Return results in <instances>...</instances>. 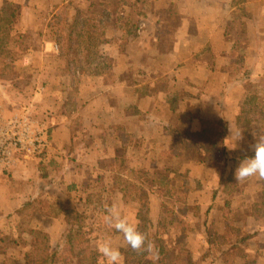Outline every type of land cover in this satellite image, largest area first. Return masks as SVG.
I'll list each match as a JSON object with an SVG mask.
<instances>
[{"label":"crops","instance_id":"0c3cea01","mask_svg":"<svg viewBox=\"0 0 264 264\" xmlns=\"http://www.w3.org/2000/svg\"><path fill=\"white\" fill-rule=\"evenodd\" d=\"M8 1L42 11L50 28H56L51 18L63 6L70 22L76 17L69 0ZM100 1L113 19L112 39L101 48L108 68L78 73L73 109L66 107L71 98L66 84L63 93L42 108L51 134L44 154L15 149L8 161L0 163V237L30 243L21 216L31 208L35 239L36 235L49 237L50 249L59 255L66 247V242L60 247L59 241L69 225L58 209L76 208L98 239V227L105 223L104 204L115 205L130 221L123 190L136 184L147 193L149 216L155 224L161 214H173L183 228L194 225L206 241L204 220L199 221L203 214L199 210L205 208L204 218L207 211L217 220L224 216L241 234H251L249 248L262 252L256 264H264V214L253 215V205L264 198V181L251 177L227 190L225 179L233 161L225 162L219 149L222 142L229 157H251L253 133H264V116L254 110H263L264 104V0ZM132 14L134 30H129L119 18L132 19ZM44 37L39 49L45 52L35 55V63L43 55L45 61L65 64L58 53L52 57L47 51L55 42ZM27 58L34 62L33 56ZM47 78L41 82L48 81L57 91L61 86L57 77ZM3 98L0 94V113L16 109L12 101L11 109H6ZM243 111L251 114L245 131L236 125ZM218 120L227 123V131L215 141ZM1 123L0 132L6 130L8 119ZM75 123L89 135L74 136L70 129ZM204 132L203 140L196 139ZM237 132L242 139L236 141ZM235 141L236 148L229 150ZM84 155L100 159L103 167L85 162ZM109 174L126 182L108 183ZM93 189L99 202L88 197ZM169 189L177 193L168 195ZM153 193L158 194V203ZM223 229L218 227L220 232ZM105 234L100 233L99 239H111L121 254L118 264L123 263V234L113 228ZM11 255L8 247L1 249L0 264Z\"/></svg>","mask_w":264,"mask_h":264},{"label":"rangeland","instance_id":"374dc122","mask_svg":"<svg viewBox=\"0 0 264 264\" xmlns=\"http://www.w3.org/2000/svg\"><path fill=\"white\" fill-rule=\"evenodd\" d=\"M8 0L3 1V5L1 9L3 8L5 2ZM78 4L79 8L82 9H87L85 6V2L81 0H77L76 2ZM30 9L25 15V19L27 21H24V27L25 29H29L27 32V39L26 43L29 45L28 50L24 52L21 58H7L3 63H0V94L4 97L2 99L3 103H7L6 109H11L12 104L11 101L14 102L15 110H12L8 112L0 113V123L4 119H8V122H11L13 120L14 122H18L19 130L20 132V138H21V143H18L20 146L16 147L17 150H20L21 147H23L25 141L29 140H38L39 142L43 143V141L50 143V138L51 134L49 132V127L46 125V120L43 118L44 114L42 112V108H45L49 106L48 101L53 99V97H59L64 89V85L68 86L70 88V94L71 98L69 102H67L66 107L68 109H73L75 106V97L77 94V88L78 85L76 81H74L73 77L76 76L78 79V70L74 67L73 65H78L76 62L71 63L67 57H63L66 62L65 64H60L55 60H50V61H45V56H41L38 58V60H42L39 62L35 63V55L41 54L45 51H42V49H39L41 47V44H43V40H41L42 37H44V31H46V38L48 40L53 41L54 36H55V30L43 26L41 28L40 22L38 21L40 15L38 13L39 10L32 8L28 6ZM125 8V6H124ZM0 9V11H1ZM35 9V10H34ZM107 10V9H106ZM108 11V10H107ZM62 10L60 9L59 13L61 14ZM132 13V11L130 10ZM47 17L45 13L42 14L41 18V23L46 24L47 22ZM134 15L132 14L131 18L133 19ZM52 19V18H51ZM130 17L125 18H119L120 24L129 30H134V26H131L130 22L134 21ZM137 20V19H136ZM112 15L110 18V27H108L104 37L101 39V41L98 44V49L100 51V54L102 57H104L103 51H102V46L104 43L108 41V39H112V34L110 33V29L112 26ZM138 24V21L135 22ZM39 24V28L38 27ZM57 28V24H54ZM60 28V27H59ZM37 30V31H36ZM62 30V29H61ZM42 32V35H38L37 33ZM45 38V37H44ZM45 38V39H46ZM54 50V51H53ZM39 51V52H38ZM41 51V52H40ZM47 51L52 53V57L57 56L56 53L59 55V48L58 45L55 44L53 46V49L50 47ZM56 52V53H55ZM30 56V58L33 56L34 62L29 63L31 60H29L27 57ZM61 57V56H60ZM11 60V61H9ZM9 61V62H7ZM14 61V62H12ZM22 61L23 63H21ZM69 66V68H67ZM47 69V72H46ZM68 70V72L66 71ZM97 72V71H95ZM54 75L57 77L56 83L60 84V88L55 91L53 90L52 84H49V82H41L44 78H47L49 76L50 78H53ZM32 77L35 78V83L32 79ZM48 79V78H47ZM20 80V81H19ZM46 80V79H45ZM79 81V80H78ZM35 85L34 90H31V87ZM57 86V85H56ZM22 87V89H20ZM34 87V86H33ZM19 90L15 92L16 89ZM55 92V93H54ZM52 93L55 94L56 96H52ZM1 102V101H0ZM16 102V104H15ZM66 103V102H65ZM83 114L81 115V117ZM79 118V117H78ZM1 123L0 125H2ZM81 129H85V127H80L77 125V123L72 125V128L70 129V132L74 136L78 137H83L89 135L87 132L82 131ZM59 131V130H57ZM59 132L63 133L64 129H61ZM84 132V133H83ZM33 134L34 136H31L28 134ZM208 134H214L213 131L208 132ZM36 136H41V137H36ZM204 136L201 138H198V140H203ZM38 147L41 149V151H36L35 155L40 156L44 154V152L48 149V146L43 147L41 145H38ZM28 149V148H27ZM26 153H33V152H26ZM35 157V156H33ZM84 158L86 155L83 156ZM85 162L87 163H92L93 161L96 163L97 166L100 168L103 167L102 161L100 159H96L95 157H87L84 159ZM84 163V162H83ZM107 168L110 166L109 164L105 163L104 164ZM88 167V166H87ZM110 168V167H109ZM117 169V166H116ZM84 170V169H83ZM84 172L88 175L90 171H85ZM92 178H95V176H92ZM95 180V179H93ZM142 182V181H141ZM91 184H95L91 182ZM140 187V186H139ZM94 190V189H93ZM153 196L156 198V202H159L158 199V194L153 193ZM96 202H99V197L98 195L92 196L90 198ZM93 201V202H94ZM143 204V198L142 202ZM106 208V204H104ZM163 207L164 204H163ZM51 210V209H49ZM106 210V209H105ZM130 210V209H129ZM150 210V208H149ZM149 210H147L149 212ZM156 208L153 209L155 212ZM145 211V210H144ZM205 208H202L199 210V213H203L202 216L199 217V221L201 223L204 220V212ZM25 212V213H24ZM25 214V216H21V219L23 221V227L26 231V234L30 240V243L28 241H21V240H8L4 239L3 237H0V250L4 249V247H8L9 251L12 253L10 258L14 259V262L12 264H24V254L26 252H31L35 251V246L44 248L45 251L47 252H52L50 249V240L48 239L49 237H46L45 235L42 236L40 239L38 238V235H36L35 239V215L33 214L34 211L31 208H26L22 212ZM131 216V214H130ZM104 218V216H102ZM222 217V216H221ZM217 220L218 224L223 221V218ZM217 218V217H216ZM105 220V219H104ZM133 226H135L138 230L141 228L140 222L137 221V218L134 217L133 215L130 217L129 221ZM162 224H160V221L156 224L154 227L155 230L153 229H148L146 228L143 230L142 233L146 234L148 241L151 242L153 246V251L152 253H142L138 254L134 252L130 246L127 244L126 248L124 245L121 247V253H129V257L124 256V262L121 264H153V260L150 258L152 255H158L157 251V245L155 244V237L157 236L158 238L161 239L162 245L167 249L172 251L176 255H183L186 259H193L194 261L198 260L206 251L207 249V243L204 240L205 237L202 235L199 230L195 232L194 225L187 223L189 225V229L187 226H184L183 224H180L179 222H176V218L173 216V214H169L166 216L164 219H162ZM81 225L78 228L77 231L78 236L75 237V239L71 238L66 242V247L61 250L60 254L58 255L56 252H52V255L54 257V261L51 262H46V260H43L42 264H107L105 258L98 253L97 251V244L99 242L103 241H108L110 242L111 246L113 248L114 245L112 243V240L107 237V239H99L100 233L103 235L105 234L106 231H111V228L107 225V223H104L103 228L98 227V239L94 236V234H91L88 230V223L86 221H80ZM172 224V225H170ZM176 224H179L180 226H175ZM164 225L172 226L173 228H169V231L164 229ZM181 227V228H180ZM179 228V229H175ZM111 235V233L107 234ZM182 235V237H181ZM152 236V237H151ZM162 236H165L163 238ZM95 238V239H93ZM61 241L63 239H60ZM97 240V242L95 241ZM59 241V243L61 242ZM251 241V240H250ZM64 242V241H63ZM250 246V243H249ZM262 253L261 251H256L255 249H250L248 247L247 255L249 256L248 260L254 264H256V259L258 256V253ZM16 254L17 257H16ZM5 258V259H4ZM4 261L6 258L4 256ZM35 260V259H34ZM4 263V262H3ZM157 264V261L155 262Z\"/></svg>","mask_w":264,"mask_h":264},{"label":"trees","instance_id":"16d2710c","mask_svg":"<svg viewBox=\"0 0 264 264\" xmlns=\"http://www.w3.org/2000/svg\"><path fill=\"white\" fill-rule=\"evenodd\" d=\"M81 1L85 2L87 9L79 8L80 6L78 7V4L76 3L77 0H69L68 2V5H72L76 10V17L72 22L68 20L65 13L66 6L60 8L62 10L61 14L59 13L52 16L51 21L53 24L58 25L57 28H52L55 30V38L53 41L58 45L59 56H65L71 63L76 62L78 64L73 65L74 67H78L75 68L78 70L77 73L93 74L95 71H104L108 68L106 59L100 54L98 44L104 37L108 27L111 25V13L104 8V5L100 0ZM29 9L30 8L26 4L14 5L10 1H6L3 8L1 9L0 63H3L7 58L19 59L22 57L24 52L28 50L29 45L26 43V39L28 38L26 34L29 29H25L24 21H27L25 19V15ZM38 13L40 15L38 21L40 22L42 28L46 25L41 23L43 12L38 11ZM37 25L38 27L36 28H39V24ZM44 32V36H46L47 32ZM37 34L42 35V32ZM67 68H69V66ZM66 71L68 72V70ZM73 79L78 85L79 81L77 77L74 76ZM262 108L263 110H260L259 108L254 110L255 112L261 113L264 116V104ZM250 116L251 114L249 112L243 111L242 114L237 118V129L241 131L247 130L250 124ZM215 123L220 125V129L217 130L216 137L214 138V140L217 141L222 138L223 135H225L227 131V123L222 122V120H218ZM205 133L206 132L199 135V137L195 136L196 139L201 138ZM219 149L225 162L228 159L233 161V167L230 170L228 177L225 179L227 183V190L233 191L236 187L234 173L239 162L243 160V158L234 159L229 157L225 148L222 147V142H220ZM117 163L120 165V161H117ZM227 167L228 166H226L225 169H227ZM120 168L122 169V166ZM107 181L108 183L116 181L118 184H123L126 182L116 174L107 175ZM175 192L176 191L174 189H169L167 194L174 195ZM94 195H98L96 190L89 192V199ZM123 197L125 205L127 208L129 207L131 211L129 213V217L133 215L137 218L138 222L142 223L139 231L143 232L144 229L146 231V228L155 230L154 227L156 224L152 222L149 212L147 211V193L143 191L138 185L131 184L129 190H123ZM142 198L143 204L141 203ZM43 206L46 207L47 205ZM50 212H53V210L51 209ZM58 212L64 213L69 225L67 232L61 238L63 240H60L61 246H64L65 241H68L71 238L75 239V237L78 236L79 232L77 229L82 226L80 221H84V219L82 218L81 213L74 207L68 209H58ZM261 214H264V198L261 202L253 205V215L260 216ZM166 216L168 215L161 214V217L159 218L160 224H162L161 221ZM221 218L226 219L224 216ZM203 225L206 229L207 249L198 260L194 261L193 259H186L183 255L174 254L172 251L167 250L162 245L161 239L156 236L155 239L153 238V240H155V244L158 248L157 253L159 259L157 260V264H254L247 258V251L250 239L252 238L251 234H241L239 230L229 222L228 219L218 224L217 219H214L212 216H210L209 211L205 213ZM218 227H223V231L220 232ZM123 245L126 248H129L127 247V242L125 240ZM125 256L128 258L129 253H125ZM43 260H46L45 263H53L52 261H54V257L52 252H47L44 248L42 249L38 246H35V251L33 249V251L26 252L24 254V264H42ZM13 262L14 259L8 257L3 264H12Z\"/></svg>","mask_w":264,"mask_h":264},{"label":"clouds","instance_id":"9594fccd","mask_svg":"<svg viewBox=\"0 0 264 264\" xmlns=\"http://www.w3.org/2000/svg\"><path fill=\"white\" fill-rule=\"evenodd\" d=\"M235 135L237 136L236 141L242 139L241 132H237ZM253 136L255 142L250 147L254 155L239 162L234 173L237 183L245 182L251 177H257L264 181V133H253ZM236 141L232 147H228L229 150L236 148ZM104 219L110 228L123 234L124 240L134 252L138 254L152 253L153 246L148 241L146 234L133 226L126 216H122L115 205L106 206ZM97 251L105 258L107 264H118L121 257L119 249L113 248L108 241L99 242ZM150 258L153 260V264L159 259L158 255H152Z\"/></svg>","mask_w":264,"mask_h":264},{"label":"built area","instance_id":"2783aa9c","mask_svg":"<svg viewBox=\"0 0 264 264\" xmlns=\"http://www.w3.org/2000/svg\"><path fill=\"white\" fill-rule=\"evenodd\" d=\"M18 122L11 120V122L7 123L6 130H2L0 132V163L2 161H8V158H11L10 153L17 149L16 147H19L20 145L18 143H21V138H20V132ZM31 135L33 137V134H28V136ZM36 137H41V136H36ZM24 146L21 147L20 150H17L19 152H33L36 153V151H41V149L38 147V145H41L43 149L46 146V141H43V143L39 142L38 140H29L25 141ZM28 148V149H27ZM33 153H28V154H33Z\"/></svg>","mask_w":264,"mask_h":264}]
</instances>
